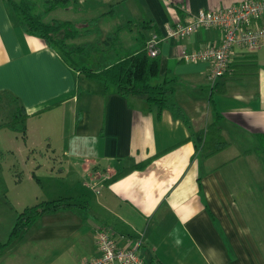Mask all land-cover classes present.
I'll use <instances>...</instances> for the list:
<instances>
[{
	"label": "crops",
	"instance_id": "crops-1",
	"mask_svg": "<svg viewBox=\"0 0 264 264\" xmlns=\"http://www.w3.org/2000/svg\"><path fill=\"white\" fill-rule=\"evenodd\" d=\"M240 1L72 0L49 13L61 10L65 19L51 20L78 26L96 22L95 34L78 39L98 36L103 46L117 32L114 52L137 50L139 24L155 27L161 38L157 80L174 79V100L187 127L167 110L158 115L143 99H124L73 71L42 40L26 35L0 0V101L6 99L14 112L0 126L24 109L22 151L50 153L60 162L61 178L42 201L68 199L76 206L41 216L0 264H81L97 255L95 232L104 228L121 247L141 240L139 252L150 264H264V191L258 184L264 158L256 151V137L264 135V44L249 53L234 51L232 61L255 57L254 75L222 77L214 89L209 64L184 62L180 54L217 45L222 32L167 36L169 26L187 23L200 11ZM110 61L97 70L115 63L116 52ZM54 102L60 103L41 110ZM216 112L228 147L208 157L189 137Z\"/></svg>",
	"mask_w": 264,
	"mask_h": 264
},
{
	"label": "trees",
	"instance_id": "trees-1",
	"mask_svg": "<svg viewBox=\"0 0 264 264\" xmlns=\"http://www.w3.org/2000/svg\"><path fill=\"white\" fill-rule=\"evenodd\" d=\"M12 12L15 14L20 29L29 36L42 40L48 47L54 50L63 62L66 63L73 71L78 74L95 80L104 85L107 89L114 88L117 95L127 99L129 97L141 98L148 105H154L158 110H167L176 120L182 121L189 127V121L185 117L181 108L174 100V79H165L161 83L151 84V79L157 78L159 75L160 59L150 57L147 50V42L143 34L148 29L153 30V35H157L159 43L157 48L160 49L161 38L155 27L149 23L143 22L139 24L141 31L138 32L137 39L140 47L136 51H123L116 49L117 61L110 66L94 70L80 66L72 59V55L88 57L92 50L96 47H89L87 44L75 46L74 49L68 50V41H72L81 37L89 36L97 32L96 22H88L82 26H78L72 22L51 20L45 21L46 17L52 11L62 8L66 9L72 0H41L42 8L38 9V0H2ZM180 15L181 11H179ZM188 23V22H187ZM186 24V23H182ZM148 25L150 28H146ZM117 41V32L109 34L103 41L106 51L114 50ZM257 64L255 57L252 55L242 56L229 64L228 71L223 77L231 76L232 78H240L244 76L254 75L257 72ZM219 87L215 84L214 89ZM223 93V89H218ZM60 102H54L46 105L41 110L51 108ZM23 108H19L11 121L4 126L18 131L24 136L27 116L23 114ZM40 110V111H41ZM220 115L216 112L215 119L204 129L191 132L189 139L192 140L196 151L202 152L205 156H212L226 149L228 143L221 134L218 126ZM258 146L256 151L264 158V135H257ZM248 153V152H246ZM148 161L124 170L122 173L112 177L108 181L118 179L134 169L143 168ZM76 206L69 203L68 199H58L51 201H41L32 206L25 207L17 214L13 229L4 243H0V258L5 254L6 250L16 241L21 239L28 230L43 215L54 213L61 209H72Z\"/></svg>",
	"mask_w": 264,
	"mask_h": 264
},
{
	"label": "built area",
	"instance_id": "built-area-1",
	"mask_svg": "<svg viewBox=\"0 0 264 264\" xmlns=\"http://www.w3.org/2000/svg\"><path fill=\"white\" fill-rule=\"evenodd\" d=\"M219 30L222 39L217 45L203 50L182 51L180 59L189 63L209 64L208 80L215 84L228 71L235 50L252 52L264 42V0H242L228 8L198 12L188 23L167 28L170 38H187L202 30ZM159 38L152 35L147 42L148 55L156 57ZM101 185L95 187L98 192ZM143 243L135 240L129 247H121L117 238L107 229L95 232L97 255L81 264H150L140 254Z\"/></svg>",
	"mask_w": 264,
	"mask_h": 264
},
{
	"label": "rangeland",
	"instance_id": "rangeland-1",
	"mask_svg": "<svg viewBox=\"0 0 264 264\" xmlns=\"http://www.w3.org/2000/svg\"><path fill=\"white\" fill-rule=\"evenodd\" d=\"M38 2V9H41L42 1L38 0ZM64 17H66L65 13L58 10L54 15L49 14L45 21H51L53 18L63 20ZM135 27L138 26L135 25ZM112 32H115V28L110 31V33ZM144 35L145 38L149 37L148 32H145ZM137 36L138 33L136 32V38ZM92 40H95V42H92ZM100 40L101 38L98 36H93L68 41V50L85 43H89V47L97 48L92 50L88 57L72 55V59L80 66L94 70L108 65L113 61H110V59H114L115 52L108 50L104 53L103 51L107 49L101 42L99 43ZM139 47L140 44L137 41L135 49ZM159 82L157 78L150 81L151 84ZM13 113V108L10 107L6 99H1L0 123L9 118L11 119ZM23 115L21 114V116ZM23 148L26 147L20 132L0 126V243H4L8 239L17 214L25 207L41 202L51 184L56 179L61 178V174L58 173V170H61L59 169L60 162L52 154L48 153L43 156L32 151H22ZM61 184L65 187L64 181ZM258 184L263 185L264 191V176L262 181L259 179ZM260 195L264 196V193Z\"/></svg>",
	"mask_w": 264,
	"mask_h": 264
}]
</instances>
